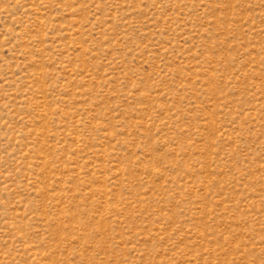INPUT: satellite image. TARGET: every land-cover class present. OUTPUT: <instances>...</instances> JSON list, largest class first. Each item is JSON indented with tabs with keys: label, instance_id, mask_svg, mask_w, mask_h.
Segmentation results:
<instances>
[{
	"label": "rangeland",
	"instance_id": "obj_1",
	"mask_svg": "<svg viewBox=\"0 0 264 264\" xmlns=\"http://www.w3.org/2000/svg\"><path fill=\"white\" fill-rule=\"evenodd\" d=\"M0 264H264V0H0Z\"/></svg>",
	"mask_w": 264,
	"mask_h": 264
}]
</instances>
